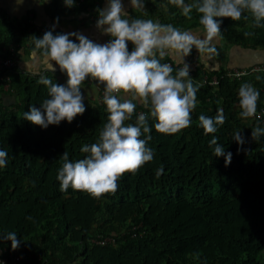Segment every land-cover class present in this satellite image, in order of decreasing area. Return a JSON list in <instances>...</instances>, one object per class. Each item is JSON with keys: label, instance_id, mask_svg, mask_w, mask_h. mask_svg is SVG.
Segmentation results:
<instances>
[{"label": "trees", "instance_id": "1", "mask_svg": "<svg viewBox=\"0 0 264 264\" xmlns=\"http://www.w3.org/2000/svg\"><path fill=\"white\" fill-rule=\"evenodd\" d=\"M76 1L68 7L51 0L50 17L87 13L96 0ZM134 10L130 18L203 29L199 13L193 10L189 19L168 0H145L143 11ZM245 15L248 20L215 18L222 20L218 45L229 47L228 52L217 50L213 63L190 66L194 84L202 85L191 126L166 135L155 130L150 118L153 161L135 175L124 174L117 191L99 199L71 187L62 192L57 172L65 151L72 161L86 155L81 146L98 138L108 115L106 105L84 103L85 112L71 123L62 120L42 128L23 119V113L50 98L47 87L37 83L39 77L0 67V76L7 72L10 79L4 93L17 96L6 102L0 93V149L8 152L7 166L0 168V235L15 232L20 241L13 250L10 240L0 239V264H264V136L258 142L251 136L252 128L264 124L241 118L238 100L239 86L247 82L260 92L257 108L264 106V72L231 79L221 66L264 63V27H252L251 14ZM28 20L26 16L13 23L0 16V57L10 52L3 47L33 45V36L42 38L48 31L30 32ZM237 55L239 62L234 61ZM162 62L172 64L175 75L179 66L174 60ZM214 76L217 83L209 84ZM140 109L148 112L138 106L129 122L134 123ZM218 109L226 120L214 135L225 154L232 153L228 166L209 147L213 134L205 135L199 126L200 115L215 117ZM238 130L243 145L232 138ZM161 166L164 172L157 179L155 170Z\"/></svg>", "mask_w": 264, "mask_h": 264}, {"label": "clouds", "instance_id": "2", "mask_svg": "<svg viewBox=\"0 0 264 264\" xmlns=\"http://www.w3.org/2000/svg\"><path fill=\"white\" fill-rule=\"evenodd\" d=\"M22 2L17 0L18 4ZM64 2L68 7L74 4V0ZM168 2L189 19L193 10L199 13L203 31L182 30L171 23L162 24L153 19L130 18L122 0H108L103 9H97L96 28L111 37L103 44L95 43L80 32L54 36L53 31L48 30L42 38L33 36V63L25 62V67L29 71L39 69L41 74L37 83L47 87L50 98L44 99L40 108L30 105L29 111L23 113V119L45 129L49 125H59L62 120L71 123L85 112L81 89L85 81L93 83L92 80L103 87L99 102L106 105L108 113L96 141L81 146V153L86 154L83 158L72 161L67 151L60 157L62 164L57 180L62 192L71 187L97 199L108 193L114 194L118 180L124 174L135 175L146 163L153 161L155 150L149 145L153 126L157 132L166 135L191 126L192 112L198 103L197 93L202 85L194 84L185 57L193 48L199 53V62L205 64L218 55L216 41L222 35V20L215 18L248 20L247 12L253 18L252 27H264V0ZM130 5L143 11L145 0H130ZM56 19L58 22L59 18ZM52 27L55 28V24ZM70 37H75L78 43ZM129 42L133 46L131 51ZM166 58H172L179 66L175 75L172 64L162 62ZM53 61L62 73H66V84L54 83L52 78L42 74L55 73ZM259 98L260 92L253 84L246 82L239 86L241 118L257 116ZM138 106L148 112L138 110L134 123L129 122ZM150 118L155 121L153 126L149 124ZM198 119L205 135L213 134L208 143L214 156H224L225 166H228L232 153L225 154L214 135L225 123L223 109H218L215 117L200 115ZM251 136L258 142L264 136V127L252 128ZM232 138L239 145L245 143L241 130L235 131ZM7 160L8 152L0 149V168L7 166ZM163 172V166L156 169V178L159 179ZM32 183L34 186L35 182ZM27 219L32 220V217ZM0 239L10 240L13 250L20 246L15 232L4 233ZM194 256L199 259V253Z\"/></svg>", "mask_w": 264, "mask_h": 264}, {"label": "crops", "instance_id": "3", "mask_svg": "<svg viewBox=\"0 0 264 264\" xmlns=\"http://www.w3.org/2000/svg\"><path fill=\"white\" fill-rule=\"evenodd\" d=\"M108 2V0H106ZM51 0H23L22 3H17V0H0V16H5L7 21L15 22V20H20L26 16L33 17L36 21L44 28L53 31V35L57 34H67L71 32H80L85 35L95 43L103 44L107 42L111 37L102 34L97 28L96 24H93L86 20L87 13L81 12L79 14H70L68 16L57 15L56 18H51L49 13H51L52 7L49 8V3ZM125 7L127 11H135L130 2L125 1ZM107 3H101L100 9H103ZM55 24V28L52 26ZM106 27V26H105ZM30 30V28H29ZM34 32V31H31ZM75 42V37H70ZM18 46V47H17ZM17 47V48H16ZM31 42H26L24 45L10 44L3 47V51L13 50L14 53L19 55L18 64L10 69V72L16 73L18 75H27L29 77H39L40 71L38 68H33L31 71L27 70L25 67V62L33 63L31 54L32 48ZM7 48V49H6ZM1 55V52H0ZM55 73L46 72L42 73L47 75L52 79H57L59 82L66 84L67 76L66 73H62L59 70V66L55 65ZM65 77V78H64ZM93 83L84 82L82 85V93L84 95V103L97 101L98 85L94 80ZM2 97L6 102H12V100H17V96L14 93H3Z\"/></svg>", "mask_w": 264, "mask_h": 264}, {"label": "built area", "instance_id": "4", "mask_svg": "<svg viewBox=\"0 0 264 264\" xmlns=\"http://www.w3.org/2000/svg\"><path fill=\"white\" fill-rule=\"evenodd\" d=\"M84 0H77V4L79 2H83ZM61 3L63 6H65L64 0H61ZM99 1H95V6L93 7H87V17L86 20L89 22L96 24V21L99 18L97 9H99ZM28 24L30 27V32L31 31H36V32H42L44 31V28L36 21L35 18L29 17ZM132 44L129 42V50L131 51L132 49ZM10 51L9 54L6 57H0V67H7L12 69L15 67L19 61V55L17 53H14L13 50H8ZM169 63V62H167ZM9 69V70H10ZM259 72H264V63L261 64H254L251 67H243V68H238V67H232L231 69L225 70V75L226 77H229L231 79H239L242 76L250 73H259ZM91 79H88L90 81ZM209 84H216L217 83V78L214 76L210 81H208ZM10 87V79H9V73H5L4 75L0 76V93H4L7 91ZM102 96H103V87L99 86L98 87V93H97V100L102 101ZM253 120H255L257 123L264 124V106L257 108V116L252 117Z\"/></svg>", "mask_w": 264, "mask_h": 264}, {"label": "rangeland", "instance_id": "5", "mask_svg": "<svg viewBox=\"0 0 264 264\" xmlns=\"http://www.w3.org/2000/svg\"><path fill=\"white\" fill-rule=\"evenodd\" d=\"M125 1H127V3L128 2H130V0H122V3L125 5L126 4V2ZM103 3H107V1L106 0H103ZM137 11H138V9H137ZM129 12V11H128ZM192 31H200V32H202L203 31V29H192ZM219 44V41L217 40L216 41V47H217V50H221V51H227L228 52V48L229 47H225V46H219L218 45ZM198 57H199V53H198V51L195 49V48H193L192 49V52H191V54L189 55V56H187V57H185V62L186 63H189L190 64V66H193L194 67V65L197 63V61H199V59H198ZM234 61H236V62H239L240 61V58L238 57V55H237V57L234 59ZM211 63H213V61L212 62H209V63H207V64H211ZM221 66L225 69V70H227L228 68H229V66H230V64L229 63H226V65L225 64H221ZM10 72V71H9ZM65 78V77H64Z\"/></svg>", "mask_w": 264, "mask_h": 264}]
</instances>
